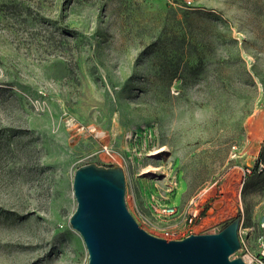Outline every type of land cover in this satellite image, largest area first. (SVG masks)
Segmentation results:
<instances>
[{
    "label": "rangeland",
    "instance_id": "374dc122",
    "mask_svg": "<svg viewBox=\"0 0 264 264\" xmlns=\"http://www.w3.org/2000/svg\"><path fill=\"white\" fill-rule=\"evenodd\" d=\"M89 164L124 169L148 233L241 217L258 252L264 0H0V264L89 263L71 225Z\"/></svg>",
    "mask_w": 264,
    "mask_h": 264
},
{
    "label": "water",
    "instance_id": "95a60500",
    "mask_svg": "<svg viewBox=\"0 0 264 264\" xmlns=\"http://www.w3.org/2000/svg\"><path fill=\"white\" fill-rule=\"evenodd\" d=\"M73 188L77 209L71 225L85 242L88 264H246L233 257L241 249V217L218 233L167 241L140 227L129 211L122 167L82 166Z\"/></svg>",
    "mask_w": 264,
    "mask_h": 264
},
{
    "label": "built area",
    "instance_id": "2783aa9c",
    "mask_svg": "<svg viewBox=\"0 0 264 264\" xmlns=\"http://www.w3.org/2000/svg\"><path fill=\"white\" fill-rule=\"evenodd\" d=\"M154 211L164 217H173L177 215L178 208L169 205L163 204H154ZM222 229L214 231V233L220 232ZM240 241H241V251H244L243 254L233 257H242L246 264H264V223L262 224V233L258 237L259 250L256 253H249L247 242L245 240L244 233L240 228Z\"/></svg>",
    "mask_w": 264,
    "mask_h": 264
},
{
    "label": "bare ground",
    "instance_id": "6f19581e",
    "mask_svg": "<svg viewBox=\"0 0 264 264\" xmlns=\"http://www.w3.org/2000/svg\"><path fill=\"white\" fill-rule=\"evenodd\" d=\"M258 123H259V124H261V123H260V121H259ZM259 124H258V125H259ZM260 127H262V126H261V125H259V127H258V128H260Z\"/></svg>",
    "mask_w": 264,
    "mask_h": 264
},
{
    "label": "crops",
    "instance_id": "0c3cea01",
    "mask_svg": "<svg viewBox=\"0 0 264 264\" xmlns=\"http://www.w3.org/2000/svg\"><path fill=\"white\" fill-rule=\"evenodd\" d=\"M256 129H259V128H256ZM205 231L201 232V233H204Z\"/></svg>",
    "mask_w": 264,
    "mask_h": 264
},
{
    "label": "trees",
    "instance_id": "16d2710c",
    "mask_svg": "<svg viewBox=\"0 0 264 264\" xmlns=\"http://www.w3.org/2000/svg\"><path fill=\"white\" fill-rule=\"evenodd\" d=\"M228 224H229V223H228ZM228 224H226L225 227H226Z\"/></svg>",
    "mask_w": 264,
    "mask_h": 264
}]
</instances>
